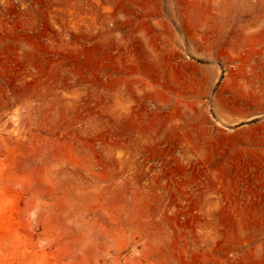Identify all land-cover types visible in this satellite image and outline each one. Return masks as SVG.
<instances>
[{"label": "rangeland", "instance_id": "1", "mask_svg": "<svg viewBox=\"0 0 264 264\" xmlns=\"http://www.w3.org/2000/svg\"><path fill=\"white\" fill-rule=\"evenodd\" d=\"M0 264H264V0H0Z\"/></svg>", "mask_w": 264, "mask_h": 264}]
</instances>
